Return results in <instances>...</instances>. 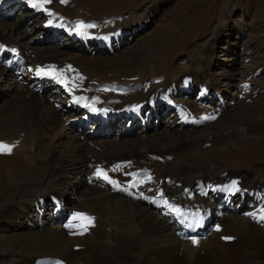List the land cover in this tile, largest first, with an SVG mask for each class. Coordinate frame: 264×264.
Instances as JSON below:
<instances>
[{
    "label": "bare ground",
    "instance_id": "1",
    "mask_svg": "<svg viewBox=\"0 0 264 264\" xmlns=\"http://www.w3.org/2000/svg\"><path fill=\"white\" fill-rule=\"evenodd\" d=\"M37 1L43 6L44 17L52 20L50 22L52 28L60 26L62 29L73 31L76 28L83 29L84 35L93 36L96 42L105 44L110 38L121 37L123 30L120 26L116 32L117 22L104 28L105 32L101 35L95 34L91 27L87 28L82 24L71 23L69 28L70 25H67L60 14L65 3H69L66 0H50L49 3H43L42 0ZM76 1L73 0V5ZM81 1L85 9L86 1ZM8 2L9 6H13L15 0H0V14ZM52 2L55 3L53 6H51ZM75 6L78 7V4L76 3ZM81 10L82 8L79 12H83ZM78 17L70 19L71 22L73 19L79 20ZM140 17L142 21L143 16ZM57 20L61 23H57ZM0 40L8 42L7 45L0 43V63L3 60L6 65L0 67V75L13 72L8 70L9 66H11V61L13 62L19 55L23 59L24 69L29 67L36 70L46 66L50 70L45 67L37 73H29L33 82L30 85L38 84V87L47 89L46 82L38 79L42 72H47L55 78L53 83L62 84L72 106L76 109L80 106L91 116L100 115L97 117L104 122L107 118H114L113 115L116 113V116L127 115L136 118L132 122L135 124L141 110L148 105L149 101L151 104L154 102V96L146 90L148 88L146 86L135 87L131 92L123 87L115 89L116 91L107 89L104 95L100 94L103 89L100 83L123 78L131 72L134 63L150 51L149 47L139 46L130 56L116 60H111L105 55L97 60L83 58L80 64L78 59L64 58V52L51 50L52 48L48 47L49 50L40 51L37 56L28 52L26 61V54L10 47V45L17 44V49L24 47L26 50L27 42L24 36L16 35L13 27L5 26L1 22ZM64 41L69 42L65 39ZM8 49L15 55H11L10 60H5ZM151 57L152 54L145 60L149 61ZM73 68H76V71ZM167 85L164 93L167 91ZM39 94L34 90H27L21 99L19 98L23 109L19 106L20 110H15L16 114L11 112L7 125H4L6 126L5 133L0 141L15 139L13 137L20 134H26L28 139L40 141L44 137L41 136L44 129L47 131L55 127L61 114L46 100L47 97L44 100V97ZM133 94H136L135 97L130 99L129 96ZM138 94L141 95L138 96ZM83 95L89 97L85 98ZM122 96H127L130 101L116 104L115 102ZM94 104L97 105L93 106ZM174 107L178 118L183 122L193 115V118H198L196 122L202 129L201 132L208 131L203 133V136L196 137L197 134L188 131L184 135L183 132L182 134L178 130H173L168 133L167 139L161 138L153 142L144 140V142L139 141L122 148L119 147L120 145H109L97 153L94 149L91 155H87L90 152L88 145L74 138L65 145L58 146L59 150L49 148V151L45 153L46 160L43 166L48 171L40 166V158H34L26 174L20 171L16 163L11 164L12 161H5L8 154L4 153V161L0 159V188L17 189L28 176L30 178L36 176L42 180L40 186L35 185L34 189L32 187L31 190H27L32 194L36 189L46 188L50 184L53 187L57 186L60 182L59 176L62 174L65 177L74 167H80L81 170L88 169L91 181L87 188L79 193L72 208L67 212H61L56 208L53 212H47V206L43 205L42 198L37 197L36 202L39 203V208L36 210L35 217L46 215L48 218L52 217L57 220L66 218L73 227L65 230L59 226L46 229L38 226L41 229L29 233H16L13 229L9 231L8 227L7 232L0 234V264H13L28 257L41 258L43 256L59 258L67 264H111L113 256L121 251L125 244L132 242L129 252L136 264H264V195L258 194L260 189H264V167H259L254 172L243 173L225 170L211 161L209 154L204 155L203 150L200 152V149L209 142H226L229 139H240L245 134L255 135L264 126V109L256 103L247 107L242 105L240 107L242 111L240 108L237 109L241 111L237 113V119H234L237 116L234 115L232 117L234 120H229L225 124L228 125V129L224 131L218 129L216 125L227 121L230 115H225L227 116L225 117L216 111H198L195 107L192 108L191 104L185 107L179 104ZM9 111L12 110L8 106L5 113ZM67 113H70L71 118L73 117V111L69 109ZM243 114H245L244 120L241 119L238 123V118L243 117ZM207 121L210 124L205 125ZM190 123L192 124V121ZM78 126L81 125L78 124ZM8 144L9 142L5 145ZM30 145L33 146V144ZM32 151L33 147L30 146L29 151L27 148L26 152L32 153ZM44 152H46L45 148ZM28 158L31 159V155ZM51 164L53 165L52 171ZM230 173L233 176H230ZM203 178L206 181L201 184ZM17 179H20L21 183L17 184ZM228 179L235 186L236 182L249 183L253 186L241 185L239 192V189L231 188L230 182L222 184L229 181ZM66 180L64 183L67 186L61 187L62 193L74 190ZM94 183L104 184L107 189L100 192L102 189L97 188L93 185ZM191 188V193L195 197L183 196V191H190ZM252 190L256 191L257 198L256 202L251 203L249 209L246 210L251 212V217H249L246 211L240 214L241 212L236 209L239 207L238 204L233 208L231 204L237 199L240 202L241 198L236 197H243ZM74 195L77 194L74 193ZM21 199L22 197L16 199V202ZM14 200L13 197L0 198V208H10ZM195 203L199 204L193 207ZM72 210H74L75 224ZM200 210L203 211V216L209 219L208 221L200 220V223L205 226L204 234L196 235L188 241H182L175 235V232L181 230L177 220H190L188 217H194ZM119 214L128 215L112 218L105 224L102 221L104 218ZM127 217L128 222L123 223L122 220ZM165 221H169L171 225ZM121 260L123 258L118 263Z\"/></svg>",
    "mask_w": 264,
    "mask_h": 264
},
{
    "label": "rangeland",
    "instance_id": "2",
    "mask_svg": "<svg viewBox=\"0 0 264 264\" xmlns=\"http://www.w3.org/2000/svg\"><path fill=\"white\" fill-rule=\"evenodd\" d=\"M66 1L69 3H65L64 7L60 6L61 8L63 7L62 10H60V14H62V18L67 22V25L73 23L70 19L79 16L77 19L83 20L84 22L91 20L90 23L98 27L99 24H101L97 29L91 27V29L95 31V34L97 33L98 35L105 32L104 28L110 27L113 22H117L118 24L116 32H118L120 26L122 27L121 29L123 31H121L120 36L127 31L129 32L124 34L120 39L119 36H116L117 38L113 37L116 38L117 41L112 40L110 42L111 50H108L106 47L97 48L94 44L85 47L79 43H73L72 40H67L68 37H65L63 34L50 37V34L43 28L48 27L52 32H56L62 28L60 26L52 28L50 24L52 20L44 17L41 9L38 10V14L35 17H31L33 11L32 5L33 3L38 4V2L37 0H23L15 6L12 11V16L2 17L8 14V8L2 10V14H0V22L5 24V26L13 27L16 35H23L24 40L27 42V51L24 47L17 49V44L10 45V47H14L16 50L22 51L21 53L26 54V61L28 52L29 54H36L37 56L40 51L52 48L51 50L64 52V58L78 59L80 64L83 58L97 60V58H101L105 55L111 60H116L120 57L130 56L139 46L149 47L148 50L150 51L148 53L152 54L151 60H145L151 56V54L147 53L140 57V60L134 63L131 72L127 73L120 80L103 82L104 84L100 83V85L103 86L100 94L104 95L107 89L114 91L122 87L128 88L126 90L131 92L135 87L147 85L146 87L148 88L146 90L151 92V96H154L155 105L151 107L149 101L148 105L144 107L146 109L144 110L143 108L139 113V118H137L131 130H129V127L127 129L126 126L132 125V122L136 118L134 119L127 115L115 116L112 120L108 119L103 128L102 125L104 123L100 122L99 118L90 115L81 116L83 110L80 108L81 113L76 112V116L80 118L79 121L83 118V126L81 128L78 126V129H80V131H78L76 126H71L68 123L74 120L73 118L75 117L73 116L71 118L69 116L70 113H67V111L69 109L71 111H76L77 109L70 104L71 100L67 97L68 94L62 87V84L57 83V87L53 90L51 88L53 82L46 83L47 89L38 87V84H34V86L30 85V83L33 84V82L31 81L32 76H30L29 73L42 71L46 66L36 70L25 67L21 74L11 72V74L0 75V138L5 133L4 128H6V126L4 125H7L11 112L12 114H16V112L23 107L20 103V99L27 90H34L37 94L40 93L39 95L44 97V100L47 97L46 100L61 114V118L55 123L54 128L50 130L47 129V131L44 129L41 133V136L44 137L41 138L40 141L28 139L26 134H20L13 137L15 139L8 141H0V144L4 145L9 142L7 145L9 148L0 149V159L3 160V155L8 154L5 161H12L10 162L11 164L16 163L22 173H28L30 169L27 170V168L30 167L32 159L40 158L39 164L43 166L46 160V156L44 155L49 151V148L59 150L60 147L58 146H63V144L65 145L74 138L87 144V147L90 149L87 155H91L94 149L97 153L99 150L109 145H120L119 147L122 148L139 141L144 142L145 140L153 142L161 138L167 139V137H169L168 133H171L173 130H178L181 133L183 132L184 135L191 132L197 134L196 137H201L203 133L205 134V132L208 131L201 132L202 129L196 122L198 118H193V115H190V118L186 122L184 121V123L182 119L178 118L176 109L171 106L172 103H174L173 106L183 104L184 107L185 105L191 104L192 108L195 107L198 111L208 110L210 112L216 111L224 116L230 115L227 121H222L220 124L216 125L218 129L224 131L228 129V125L225 124L229 120L237 119V113L242 111V108H240L242 105L243 107L244 105L247 107L256 103L264 109V0H85V9H83L84 3L81 0H74L78 4V7L75 6L76 3L73 5V0ZM54 4L55 3L52 2L51 6ZM80 7L83 12H79L81 9ZM112 16L117 17V19L111 20L110 17ZM140 16H143L142 21L140 20ZM72 21H76V19ZM57 23L61 22L57 20ZM70 27L71 25L69 28ZM138 27L141 28L133 30V28ZM81 30L83 31V29ZM86 31H88V29H86ZM64 39L69 42L64 41ZM0 43L7 45L8 42L0 40ZM6 53L5 60H10L9 57L15 55L12 54L9 49L6 50ZM75 55H77V57ZM15 60L13 62L11 61V66H9L8 70H16ZM5 66L2 60L0 67ZM48 69L50 70V68ZM73 69L76 71V68ZM185 78L187 80L185 85H181V82ZM166 84H170L169 94L164 93ZM203 88H213L218 93H215L216 97L210 96L207 93L203 94ZM136 94L129 96V98L133 99ZM164 94L165 97H163ZM140 95L141 94H138V96ZM83 96L85 98L89 97L88 95ZM120 98L121 99L115 102L116 104L130 101L127 96H122ZM96 105L97 104H94L93 106ZM199 105H204V107ZM217 105L219 107L208 108ZM8 106L12 111L5 113ZM238 108H240L241 111L237 110ZM243 113H245V111ZM152 115H154V117H152ZM234 115L237 116L232 119ZM148 118L151 119L150 125L148 126L147 122V128H144L143 122L140 123V121H146ZM220 118L221 116L219 119ZM244 118L245 114H243V117L238 118L237 122L239 123L240 120H244ZM190 120L192 124L195 123L192 125ZM208 122L209 121H207L205 125L210 124V122ZM99 123H101L100 126L106 134L99 130L100 127L95 131L94 136H91L88 130L93 127L97 129ZM107 127L110 129L109 133ZM240 127L243 126L240 125ZM30 144H33V146ZM30 146L33 147L32 153L26 152L27 148L29 151ZM34 147L36 148L34 149ZM44 148L46 152H44ZM202 150L204 155L209 154L210 160L215 162L222 169L239 171V173L248 171L254 172L259 167H264V126L259 129L255 135L245 134L244 137L240 139H229L226 142H209L200 149V152ZM29 155H31V159L28 158ZM43 168L45 170L47 169L44 166ZM52 170L53 165L51 171ZM229 175L233 176L231 173ZM77 176L78 178H76ZM218 176H220V174ZM41 180V178H36V176L34 178L28 176L26 180L23 181V186H18L17 189H13L12 187L0 188V198L13 197L15 199L12 204L10 203V208H0V234L7 232L6 230L8 227L9 231L13 229L16 233L35 232L41 228L46 229L48 227L55 228L59 226V228L65 230L73 227L66 218L59 220V222L62 223L66 222L62 226V224L58 225L56 220H53L51 217L48 218L46 215L35 217L36 210L39 208V203L36 202L37 197L38 199L42 198L43 205L47 206V212H53L55 208L61 212H67V210L72 208L79 193L85 190L90 183V171L88 169L81 170L80 167H74L65 177L62 176V174L59 176L60 182L57 186L53 187L50 184L48 187H41V189H36L30 194L27 190H31L32 187L34 189L35 185L40 186ZM64 180L69 181L68 183L73 186L74 190L62 193L61 187L67 186ZM204 181L206 180L203 178L201 184L204 183ZM228 182H230L229 185L232 189H239V192V187L241 185L246 186L247 184L248 187L253 186L249 183L241 184L240 182H236L237 185L235 186L234 183H231V180L225 181L222 184H227ZM16 183H21L20 179H17ZM93 185L102 189L100 192H102L103 189H107V186L101 183H94ZM191 192L192 188L190 191L184 190L183 196L190 195L194 198L195 196L192 195ZM252 192H254V190H252ZM74 193L77 195H74ZM246 196L248 195L246 194L243 197L237 196L236 198H241L242 200ZM20 197H22V199L16 202V199ZM246 200L248 201L249 198L246 197ZM255 202L252 203L254 204ZM198 204L199 203H195L193 207ZM236 204L239 205L236 209L241 212L240 214L247 210V206L244 202H242L241 205L238 199L231 204L232 208ZM247 204L248 207L251 206L250 202ZM73 215L74 210H72V217ZM122 215L128 214L111 216L102 219V221L105 224L110 219L119 218ZM122 221L123 223L128 222V217ZM73 223H76L74 217ZM166 223L170 225L169 222ZM38 226H41V228ZM132 243L125 244L121 248V251L113 256L111 264H136L134 262V257L129 252ZM28 258L17 263L67 264L59 258H52L49 256ZM122 258L123 260L118 263ZM37 259L38 263L35 262ZM17 263L15 262L13 264Z\"/></svg>",
    "mask_w": 264,
    "mask_h": 264
},
{
    "label": "snow or ice",
    "instance_id": "3",
    "mask_svg": "<svg viewBox=\"0 0 264 264\" xmlns=\"http://www.w3.org/2000/svg\"><path fill=\"white\" fill-rule=\"evenodd\" d=\"M43 3H49L50 0H42ZM89 27H91V25H89ZM9 148V146L4 145V144H0V149H6ZM10 150V149H9Z\"/></svg>",
    "mask_w": 264,
    "mask_h": 264
}]
</instances>
